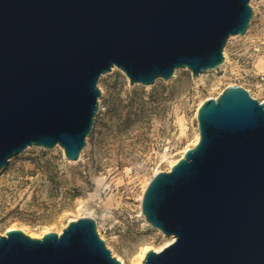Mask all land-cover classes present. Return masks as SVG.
Returning <instances> with one entry per match:
<instances>
[{
  "label": "water",
  "instance_id": "water-1",
  "mask_svg": "<svg viewBox=\"0 0 264 264\" xmlns=\"http://www.w3.org/2000/svg\"><path fill=\"white\" fill-rule=\"evenodd\" d=\"M249 0H0V172L29 146L79 159L99 111L98 80L112 67L153 85L224 61L243 35ZM196 144L149 180L145 221L173 241L140 264H264V101L241 86L197 109ZM0 264H121L95 221L58 235H0Z\"/></svg>",
  "mask_w": 264,
  "mask_h": 264
},
{
  "label": "rangeland",
  "instance_id": "rangeland-1",
  "mask_svg": "<svg viewBox=\"0 0 264 264\" xmlns=\"http://www.w3.org/2000/svg\"><path fill=\"white\" fill-rule=\"evenodd\" d=\"M249 4L247 30L228 38L222 66L195 78L181 68L153 85H131L115 66L101 75L99 111L78 160H66L58 145L11 157L0 172V235L10 227L59 235L90 217L121 264L137 262L144 247H163L167 237L145 223L140 197L155 173L194 146L199 106L233 85L264 101V0Z\"/></svg>",
  "mask_w": 264,
  "mask_h": 264
},
{
  "label": "bare ground",
  "instance_id": "bare-ground-1",
  "mask_svg": "<svg viewBox=\"0 0 264 264\" xmlns=\"http://www.w3.org/2000/svg\"><path fill=\"white\" fill-rule=\"evenodd\" d=\"M224 54V53H223ZM224 57H225V54H224ZM226 58V57H225ZM224 62V61H223ZM224 63H222L221 64V66L223 65ZM176 70H178V69H176ZM176 70L174 71V73H173V75L175 74V72H176ZM209 70H206V71H204L203 73H206V72H208ZM202 75V73H199L198 74V76H201ZM99 105V104H98ZM198 138H199V133L197 132L196 133V137H195V139H194V142H193V144L195 145L196 144V142L198 141ZM186 149H188V148H185L183 151H182V154H183V152L186 150ZM182 154H181V156H182ZM178 160V159H177ZM177 160H175L174 162H172L171 163V165H170V167L177 161ZM148 184V183H147ZM141 199H142V197H140V201H141ZM145 220V219H144ZM145 223L147 224V222L145 221ZM13 227H10V228H8V229H12ZM30 236H33L32 234H30ZM173 241V237L172 236H169V237H167V242L165 243V245L164 246H166L167 244H169L170 242H172ZM163 246V247H164ZM163 247H161V248H159V249H154L155 251H159L160 249H162ZM148 249H150V248H148V247H144L143 249H142V252L140 253V256H139V258H138V260H137V262L136 261H133L131 264H139V263H141L142 261H143V259H144V256H145V253H146V251L148 250Z\"/></svg>",
  "mask_w": 264,
  "mask_h": 264
}]
</instances>
